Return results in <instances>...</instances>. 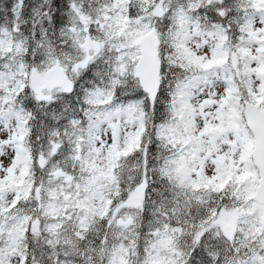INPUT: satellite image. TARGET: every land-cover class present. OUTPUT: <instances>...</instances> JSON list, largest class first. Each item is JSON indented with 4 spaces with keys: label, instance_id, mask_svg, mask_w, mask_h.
Listing matches in <instances>:
<instances>
[{
    "label": "snow or ice",
    "instance_id": "snow-or-ice-1",
    "mask_svg": "<svg viewBox=\"0 0 264 264\" xmlns=\"http://www.w3.org/2000/svg\"><path fill=\"white\" fill-rule=\"evenodd\" d=\"M0 264H264V0H0Z\"/></svg>",
    "mask_w": 264,
    "mask_h": 264
}]
</instances>
